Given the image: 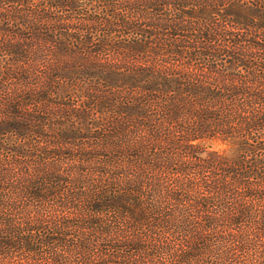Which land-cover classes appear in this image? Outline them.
<instances>
[{"label": "trees", "instance_id": "trees-1", "mask_svg": "<svg viewBox=\"0 0 264 264\" xmlns=\"http://www.w3.org/2000/svg\"><path fill=\"white\" fill-rule=\"evenodd\" d=\"M0 264H264V0H0Z\"/></svg>", "mask_w": 264, "mask_h": 264}]
</instances>
